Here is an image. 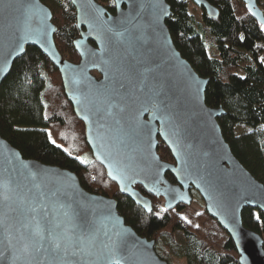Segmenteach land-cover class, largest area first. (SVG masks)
<instances>
[{
	"label": "water",
	"instance_id": "1",
	"mask_svg": "<svg viewBox=\"0 0 264 264\" xmlns=\"http://www.w3.org/2000/svg\"><path fill=\"white\" fill-rule=\"evenodd\" d=\"M69 1L77 63L59 54L52 12L41 0H0V85L26 47H35L58 70L92 157L122 196L150 214L152 201L136 186L162 198L164 210L191 205L194 190L230 237L238 263L264 264V241L241 218L244 208L264 214V185L225 142L217 122L224 110L205 104L208 79L175 48L166 0H113L114 13L95 0ZM190 1L217 18L206 0ZM240 1L264 25L257 0ZM159 142L173 163L160 159ZM68 227L72 241L63 235ZM50 232L60 238L59 250ZM0 264L168 263L155 240L125 224L115 199L85 191L67 169L23 158L0 136Z\"/></svg>",
	"mask_w": 264,
	"mask_h": 264
},
{
	"label": "trees",
	"instance_id": "2",
	"mask_svg": "<svg viewBox=\"0 0 264 264\" xmlns=\"http://www.w3.org/2000/svg\"><path fill=\"white\" fill-rule=\"evenodd\" d=\"M95 1L114 13L113 0ZM206 1L217 10L216 19L194 7L200 12L196 17L189 10L190 0H166L171 16L165 24L180 55L200 77L208 79L205 104L224 110L217 122L232 154L264 185V27L240 0ZM41 2L52 12L59 54L77 63L79 56L73 47L79 37L75 9L69 0ZM257 4L264 14L261 1ZM237 125L251 131L236 135ZM0 136L23 158L67 169L85 191L115 199L125 224L140 237L155 240L157 255L168 264H239L230 237L205 211L191 224L179 214L183 206L164 210L140 186L136 189L152 201L150 214L119 193L92 157L84 124L73 113L58 70L35 47H26L0 85ZM157 153L164 162L173 160L161 142ZM165 177L174 183L169 173ZM195 195L194 201L201 204ZM241 218L244 227L264 241V214L244 208ZM176 233L181 234L183 244L175 241Z\"/></svg>",
	"mask_w": 264,
	"mask_h": 264
},
{
	"label": "rangeland",
	"instance_id": "3",
	"mask_svg": "<svg viewBox=\"0 0 264 264\" xmlns=\"http://www.w3.org/2000/svg\"><path fill=\"white\" fill-rule=\"evenodd\" d=\"M191 2V1H190ZM194 5L192 4V3H190L189 4V10L190 11H194V13H195V15H196V17H199V15H200V12L197 10V9H194ZM196 8V7H195ZM209 53L210 54H213V51L211 50V49H209ZM251 131V129L249 128V127H246V126H243V125H237V126H235V128H234V133L236 134V135H241V134H245V133H248V132H250ZM79 160H84L82 157H79ZM172 162V161H171ZM196 196V195H195ZM200 197V196H199ZM196 198V197H195ZM160 201V204L158 203V200H156V203H157V205L159 206V207H161L162 209H164V207H163V199H160L159 200ZM184 207V209H182L180 212H179V214L182 216V218L186 221V222H188V223H191V224H194L195 223V221H196V218H197V215L199 214V213H201L202 211H204V205H203V202H201V204H200V202H195V201H193L192 203H191V205H189V206H183ZM174 238H175V241L177 242V243H181V244H183V239H182V237H181V234H179V233H176L175 234V236H174ZM183 264H184V262H183Z\"/></svg>",
	"mask_w": 264,
	"mask_h": 264
},
{
	"label": "snow or ice",
	"instance_id": "4",
	"mask_svg": "<svg viewBox=\"0 0 264 264\" xmlns=\"http://www.w3.org/2000/svg\"><path fill=\"white\" fill-rule=\"evenodd\" d=\"M262 27H264V26H262ZM49 138H50V134H49ZM53 143H55V142L53 141ZM80 162H81V163H84L83 160H81ZM3 199L7 200V199H8L7 195H4V196H3ZM32 211H33V212H36V211H37V208H36L35 206H33V207H32ZM56 227L59 228V227H61V225L57 224ZM63 235H64L69 241H72V240L74 239V235H75V234H74L72 228H71V227H68V228H65V229H64V231H63ZM49 242L51 243V245H52L55 249L59 250V249L61 248V240H60V238H59L57 235H55L54 233H51V232L49 233ZM65 250H67V249H65Z\"/></svg>",
	"mask_w": 264,
	"mask_h": 264
},
{
	"label": "flooded vegetation",
	"instance_id": "5",
	"mask_svg": "<svg viewBox=\"0 0 264 264\" xmlns=\"http://www.w3.org/2000/svg\"><path fill=\"white\" fill-rule=\"evenodd\" d=\"M262 26H264V25H260V27H262ZM168 163H173V160H172V162H168ZM172 184H176V182H175V180H174V183H172ZM190 194H191V197H192V202L194 201V199H195V194H196V192L194 191V190H190ZM160 199H162V198H159V199H157L158 200V203L160 204ZM183 205H178L176 208H174L173 210H177V209H179L180 207H182ZM163 207H164V203H163Z\"/></svg>",
	"mask_w": 264,
	"mask_h": 264
}]
</instances>
